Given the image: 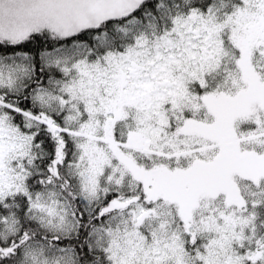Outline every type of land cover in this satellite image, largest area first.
<instances>
[{"label": "snow or ice", "instance_id": "6c2138e0", "mask_svg": "<svg viewBox=\"0 0 264 264\" xmlns=\"http://www.w3.org/2000/svg\"><path fill=\"white\" fill-rule=\"evenodd\" d=\"M0 264H264V0H0Z\"/></svg>", "mask_w": 264, "mask_h": 264}]
</instances>
